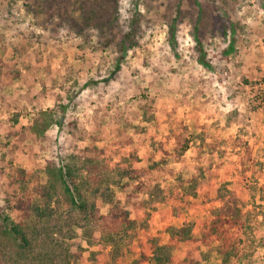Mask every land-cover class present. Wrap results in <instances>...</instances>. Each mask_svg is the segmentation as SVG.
Here are the masks:
<instances>
[{"label": "rangeland", "instance_id": "obj_1", "mask_svg": "<svg viewBox=\"0 0 264 264\" xmlns=\"http://www.w3.org/2000/svg\"><path fill=\"white\" fill-rule=\"evenodd\" d=\"M36 2L0 0V167L5 170L0 190L7 189L2 184L16 169L34 173L40 183L45 182V162L55 152L69 149L68 119L77 120L78 127L88 135L78 148L109 147L119 133L125 132L132 143L124 150L136 152L140 167L163 160V170L173 173L172 177L160 178L163 190L175 191L179 179L186 189L188 181L196 177L198 193L178 215H173L170 201L158 202L147 215L132 210L131 219L138 218V222L133 235L124 240L123 264L137 258L142 236L159 237L160 244L165 245L166 226L205 222L231 195L246 214L251 229L241 236L250 244L244 245L239 259L229 264H264V0H197L200 12L217 22L215 31L205 30L200 35V29L198 34L208 68L196 58L191 28V20L197 16L194 0H93L95 3L89 5L95 4L101 17L109 16V9L119 15L114 29L116 41L128 32L135 40L119 61L117 79L110 77L114 66L110 64L99 71L94 54L79 53L75 41L51 10L36 13L26 7L29 4L34 8ZM177 11L181 18L171 40L167 31ZM31 34L41 35L46 46H40ZM57 37L61 38L60 44ZM232 40L234 50L226 55ZM12 69L19 70L21 77L5 82L3 76ZM69 69L74 71L65 83ZM94 78L99 86L87 84ZM106 79L107 86L103 83ZM73 81H78L77 85ZM60 86H74L76 96L75 107L65 103V112L58 108L62 101L56 98L58 94L64 96ZM139 101L150 104L146 115L151 120H146ZM46 110H55L56 119L64 115V120L49 127L47 141L24 138L20 128L31 125L36 114ZM230 112H234V119L227 124ZM16 116L18 126L14 125ZM179 123L193 140L177 162L171 134ZM200 137L204 148L199 145ZM234 137L252 150L250 161L243 159L242 169L237 151L225 146ZM117 160L118 156L114 157V163ZM101 212L105 214L107 208L102 206ZM198 234L199 227L195 226L192 235L197 238ZM216 245L201 248L207 255L202 264H221ZM81 246L83 260L78 264L108 261L109 248H89L85 242ZM99 250V261L91 262L89 255ZM184 256L185 247L181 245L172 252L170 264H179ZM148 264L153 262L149 260Z\"/></svg>", "mask_w": 264, "mask_h": 264}, {"label": "trees", "instance_id": "obj_2", "mask_svg": "<svg viewBox=\"0 0 264 264\" xmlns=\"http://www.w3.org/2000/svg\"><path fill=\"white\" fill-rule=\"evenodd\" d=\"M37 1V4H33L36 7L30 8L29 4L26 7L36 13L47 14L51 10L75 41L79 53L94 54L99 62V71L108 69L110 64L114 66L110 77L117 79L120 72L119 61L127 50L135 45V40L128 32L116 41L114 29L119 15L115 10L109 9L110 15L101 17L95 9V4L89 5L95 3L93 0ZM194 3L197 5V16L192 20L188 18L191 20L196 58L201 66L208 68L203 43L198 34L200 29V35L205 30L215 31L217 22L211 21L200 12L197 0H194ZM177 12V17L173 19L167 31L171 40L176 35V22L181 18V12ZM182 16L183 19L186 17L184 13ZM135 22L136 16L131 24L134 25ZM218 22L220 24L221 21ZM50 23L54 25V22ZM222 30L225 31L224 28ZM31 36L40 46H46L41 35ZM56 41L60 44L61 38L57 37ZM106 50L110 53H105ZM233 50L232 40L225 54L229 55ZM73 71L67 70L68 79L65 83L69 82ZM19 77L21 72L13 69L3 76L7 79L5 82ZM73 82L75 85L78 83ZM103 83L107 86L109 80L106 79ZM87 84L92 87L99 86L97 78L91 79ZM73 88L74 86H60L64 96L58 94L56 98L62 101L58 106L62 112L68 107L65 103L73 107L76 105ZM39 95H42V92L33 99H37ZM142 97L145 99L144 95ZM143 102H138L139 107L146 120H151L152 118L146 115L147 107L151 109V106ZM233 115L234 112L228 114L227 124L233 122ZM56 117L55 110L38 112L31 125L20 128L22 136L35 142L47 141L49 127L64 120V115L57 119ZM131 120L129 119L128 123ZM14 125L18 126V116L14 118ZM67 126L71 141L69 149L63 153L61 150L55 152L52 159L45 162L42 168L44 183H40L39 177L34 173L16 169L8 175L6 183L2 184V187L7 189L0 190V264H78L83 260L82 242L89 248H109L106 264H123L124 240L133 235L138 222V218L131 219L132 210L147 215L148 210H153L158 202L170 201L173 204V215H178L189 199L197 197L196 177L188 181L186 189L179 179L175 191L163 190L159 184L160 178L165 175L172 177L173 173L163 170V160L140 167L136 152L124 150L132 143L125 132L119 133L116 141L109 147L78 148V143L88 135L78 127L75 119H68ZM169 126L172 127V123ZM177 126L173 129L171 137L174 140L173 156L178 162L189 149L193 138L182 124ZM134 131L140 132L138 128H134ZM199 139L200 147L204 148V140L202 137ZM139 144L142 145L141 142ZM225 146L233 152L237 151L241 169L245 165L244 160L250 161L252 150L243 140L234 137L228 140ZM116 156L118 160L114 163ZM1 176H5L3 167H0ZM114 188L118 193H115ZM143 196L146 198L141 200L140 197ZM222 203L221 208L213 211L205 222L182 227L166 226L164 232L168 235V241L165 245L160 244L159 237L142 236L138 243V256L130 264H148L149 260L153 264H170L173 260L172 252L181 245L185 247V256L179 264H202L207 255L201 248H209L213 243H217L215 249L221 264L235 262L239 259L243 246L250 244L246 242L247 238L242 239L241 236L246 235L247 228L251 227L235 196H229L222 200ZM102 206L107 208L105 214L101 212ZM195 226L199 227L197 238L192 235ZM101 254V250L92 252L89 255L91 262H98L97 257L102 256Z\"/></svg>", "mask_w": 264, "mask_h": 264}, {"label": "built area", "instance_id": "obj_3", "mask_svg": "<svg viewBox=\"0 0 264 264\" xmlns=\"http://www.w3.org/2000/svg\"><path fill=\"white\" fill-rule=\"evenodd\" d=\"M254 88V87H253ZM56 132H58V127L55 126Z\"/></svg>", "mask_w": 264, "mask_h": 264}]
</instances>
